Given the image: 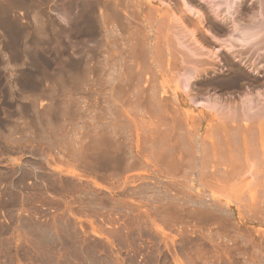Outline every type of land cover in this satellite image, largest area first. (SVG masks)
Listing matches in <instances>:
<instances>
[{
    "label": "rangeland",
    "instance_id": "obj_1",
    "mask_svg": "<svg viewBox=\"0 0 264 264\" xmlns=\"http://www.w3.org/2000/svg\"><path fill=\"white\" fill-rule=\"evenodd\" d=\"M133 1L126 4L136 14ZM166 1L180 16L181 3ZM37 2L9 1L14 13L0 12V264H264V151L256 125L226 143L188 129L171 90L166 32L154 16L145 25L124 8L132 26L121 32L106 9L112 1L99 0L109 13H98L99 35L82 40L58 31L64 24L54 10L65 0L45 2L50 9ZM199 3L190 6L201 10ZM189 15L183 21L193 30L197 18ZM6 19L28 27L20 25L26 31L14 38L19 50L7 43ZM181 28L173 31L185 34ZM27 46L28 55L20 54ZM208 82L193 89L197 101L215 94L237 102L238 91Z\"/></svg>",
    "mask_w": 264,
    "mask_h": 264
},
{
    "label": "bare ground",
    "instance_id": "obj_2",
    "mask_svg": "<svg viewBox=\"0 0 264 264\" xmlns=\"http://www.w3.org/2000/svg\"><path fill=\"white\" fill-rule=\"evenodd\" d=\"M3 1H4V3L3 4L1 3V5H0V12H1V14L3 13L5 16L6 15L9 16L10 11H12L11 9L15 10V7L11 8V9L9 8V6H10L9 1L11 2V6H16L17 2H14V1H18V0H13V1L12 0H3ZM29 1L31 3H29ZM32 1L31 0H19V2L22 4L23 3L24 4L25 3L32 4ZM37 1L38 0H36V3L38 4ZM39 1H41L40 3H43L45 5V2H47L49 0H39ZM50 1L52 3L54 0H50ZM95 1L96 0H93L94 3L93 2L90 3L87 0H65V2H63V3L61 2V4H59V6L61 5L60 8L59 7L56 8L57 11L52 8L48 12L50 14V11L52 13V11L54 10V13H56L55 16H58V19H60L61 22H63L64 26H61V24L59 25V26H61L58 29V31L60 30V33L65 34L67 32L68 35H70V36L73 35L76 38H77V36L78 37L80 36L81 38H82V36H84L86 38L87 37L86 35H89V34H94V36L91 35V38L92 37L94 38L95 34L99 33L98 32V30H99L98 29V27H99L98 23L99 22H100V24H102V23H101V20L98 18L99 17L98 13H100V11H102V10H103L102 11V13H103L106 9H108L110 11L109 17H111V18H115L114 16H116V29H119L121 32L122 31L126 32V30L128 31V29L130 28L129 27L127 29L128 23L129 22L131 23V21L137 20L135 18H138V17L141 18L142 22L143 23L145 22L144 24L146 25V23H148L147 21H150L151 18H153V16H154L157 19V21H159L158 23L161 24L162 28H164V30L166 32L165 34H161V35H164L163 37L165 38V45L169 51V54H168L169 60L166 62L168 64V68L166 66L165 67L167 68V71L171 72L172 77L175 76L174 79H172L171 76H169V78H171L172 82L174 83V87H171V88H173V89H171L173 92L172 91L171 92L174 94V101H176L175 106L177 105L178 107L181 108V110L182 109L184 110L183 112H181V115L183 113L182 116L184 118L181 116H180V118H183L182 120L187 125V127H189L188 129H190V130L192 129L193 131H197V132L199 130L200 131L204 130V131H206L205 134L207 133L209 136L211 135L214 137L217 136V134H218V136L220 135L221 137H223L221 139H224V142L225 141L227 142L229 140L230 136L232 135V133L233 134L236 133V135H237V133L238 134L239 133L245 134V133H242L243 130H244V132L250 131V133H251V128L254 129V125H256V127L258 129V135L260 138L262 151H264V0H200L199 4H201L200 7H201L202 11L199 10L200 8L197 10V8L194 9V7L190 6L191 0H175L176 2L179 1L178 3H181L180 8L181 7L183 8V9L181 8L182 9L181 10L179 8V6H177L180 10V14H179L180 16H178L176 14L178 10H176V12H175V9H174L175 6L172 7L171 5H173V4L171 2L168 3V1H166V0H159V4H157V5H154L152 0H136V1L134 0L133 2H135V5L137 2L136 14L134 13V11L130 12V10H128L130 8L127 7V4H126V3H128L127 0H111L112 2L106 3L107 5L109 4L108 7L106 6L105 3H103V5L105 4L104 6H106L105 10H104L105 7L103 5H101L102 2L99 3L98 2L99 0H97L96 2ZM130 1L132 3V0H130ZM12 2L15 3V5H12ZM36 3H34L33 5L35 6ZM22 4H19V5H21L20 7H22ZM132 4L134 5V3H132ZM40 5H42V4H38V6H40ZM128 5H129V3H128ZM144 5H146V8L143 7ZM18 6H16V7H18ZM38 6H37V8H38ZM49 6L52 7L50 5V3H49ZM27 7L28 6L26 5V8ZM45 7H46V5H45ZM50 7H48V8L50 9ZM124 8L131 13L130 14V15H132V16H130L132 18L131 21L128 17L129 14H126L127 11ZM131 8H133V6ZM178 8H176V9H178ZM9 9H10V11H9ZM44 9H43V11H44ZM144 9H146V10H144ZM38 10H39V8H38ZM108 10L105 11V14H106V12H108ZM40 11L42 12V8ZM36 12H34V13H36ZM182 12L184 13V19H186V17H187V16L185 17V15H189V14H190L189 16L196 15V16H194L195 19L197 18L196 23H194V24H196V27H193V30H190L187 28L188 25L186 26V24H185L186 22L184 23V21H187V20L182 19L183 18L181 16ZM8 13H9V15H8ZM16 13H17V11L15 12V14ZM39 13H37V15ZM60 13L63 16L62 15L59 16ZM42 14H43V12H42ZM44 14L46 15L45 12H44ZM103 15H104V13H103ZM135 15H137L138 17H136ZM40 16H41V14H40ZM50 16L51 15H49V17ZM41 18H42V16H41ZM97 18L100 21L97 20ZM190 18H192V17H190ZM0 19H1V17H0ZM53 19H54V17L52 18L51 24L54 21ZM107 19H109V18H107ZM207 19L210 20V22H208V23L212 24V27L214 29L213 33L215 31L216 35L222 36V37H224V39L216 38L217 36H215V34H212V32L205 29L206 22L208 21ZM60 20L58 21L59 23H61ZM112 20H114V19H112ZM97 21H99V22L97 23ZM3 22H5V21H3ZM48 22L49 21L45 22V25H46L45 29H47V26H48L47 24H49ZM19 23H21V22H19ZM59 23H57V24H59ZM51 24H49V25H51ZM178 24H179L180 28L181 27L183 28V32H185V34L181 33L182 31L180 29H179L180 31H178V32L173 31V29H176V25L178 26ZM20 25L16 24V22H15V24H13V22H10L9 20H7L5 22V27H2V28H5V30H3V32L7 31V33L5 32L4 34L5 35L7 34V38H9L6 40L9 41V42L7 41V43L10 44V47L11 46L13 47L18 43L19 40L15 41V39H17V37L19 35L22 36V34L26 31V30L24 31V29L28 28V27L24 28L22 26L23 25L22 24L21 26L24 29L23 28L21 29ZM41 27H42V25H41ZM41 27L37 26V29L41 28ZM43 27H44V25H43ZM49 28H52V27H49ZM57 28H58V25H57ZM146 28H148V27H146ZM146 28H144V29H146ZM34 29L37 32V29L36 28H34ZM194 29H196L198 31L199 39L196 38V34H195L196 30L194 31ZM41 30L43 31V28ZM50 30L55 31L54 28H52ZM158 30H160V29H158ZM203 30L205 31V33ZM22 31H24V32L22 33ZM40 31H38V33ZM42 31H41V33H42ZM48 31H49V29H48ZM160 32H161V30H160ZM167 32L169 35L167 34ZM26 33H25V36H28L29 34H31V33H29L28 35H26ZM33 33H35V32L33 31ZM144 33H146V30ZM149 33L150 32H148V34ZM44 34L46 35V33H44ZM50 34H52V33H50ZM56 34H59V32H57ZM175 34H178V35H175ZM206 34H208V36ZM48 35L49 34L47 33V36ZM96 35L98 36L99 34H96ZM150 35H151V33H150ZM66 36L67 35H65V37ZM184 36L185 37L187 36L188 38H186L184 40V42L186 41L185 43L182 41L183 42V44H182L181 40H183V39H180V38H183ZM5 37L6 36H4V38ZM84 37L82 38V40H85ZM88 37H90V36H88ZM46 38H44L45 42H47L45 40ZM48 38H51V36ZM18 39H19V37H18ZM26 39H28V38L26 37ZM188 41L189 42L191 41V42L189 43ZM27 42L24 41L25 45L27 44ZM21 43H22V41H21ZM8 44H7V46H4V44H3V46L6 47V49H7V47L9 48ZM48 44L49 43H47V45ZM19 45L22 46V44H19ZM33 46H34V44H33ZM33 46H32V48H33ZM40 46L41 45L39 44V47ZM207 46H209V48L210 47H212V48L209 49V48H207ZM37 47H34V48L36 49ZM16 48H17V45H16ZM18 48H21V47H18ZM28 48H29L28 46H27V48H24L23 53L19 51L20 54H24L25 49H28ZM32 48H30V49H32ZM45 48L48 49V46ZM41 49H43V48H41ZM9 50H10V48H9ZM16 50L14 49V51H16ZM157 50H159V49H157ZM11 51H13V49ZM38 51L39 50H37L36 52H38ZM51 52H53V51H51ZM12 53H14V52H12ZM38 53H40V52H38ZM14 54H16V56H17L19 53L17 52ZM26 54H27V52L24 55H26ZM51 54H53V53H51ZM53 55H55V54H53ZM39 59H41V58H39ZM14 60H16V59H14ZM49 61H51V60H49ZM160 61H162V60H160ZM164 64H162V66ZM45 66H46V64H45ZM48 67H49V65H48ZM247 69H249L250 72L247 71ZM163 70H161V71H163ZM180 71H181V74L178 75V77H176L175 72L179 73ZM208 71H211L213 75H208L209 74ZM30 78H32V77H30ZM207 81H211V83L216 85L220 90L224 89V90H226V92H227V90L238 91L239 96L236 95L237 97H239V98H237L238 99L237 102H235L234 100L232 101V99H231L232 97L231 98H229V97L224 98L225 96L223 97L221 95L222 97H220L219 95H215V94H213L211 96L201 97V101L198 98V101H197V97L195 96V94L192 96V93H193L192 91L196 85H198L199 83H200V85H203V83H205ZM211 83H209V84H211ZM248 83H250V85H252L254 88H258V90H256L253 93L248 91L247 90L248 88L245 86ZM123 87H125V86H123ZM259 88H262V89L259 90ZM226 92L224 94H226ZM143 93H144V91H143ZM232 94H233V92H232ZM226 96H228V94ZM229 96H230V93H229ZM176 107L175 108L171 107V108L177 109ZM197 108H200V110L199 109L197 110ZM179 109H177V111ZM176 112L174 110V118H175ZM178 113H176V115ZM204 123L206 124L205 125L206 127L203 126ZM151 127H153V126H151ZM176 128H177V126H176ZM252 131H254V130H252ZM250 133H249V136H250ZM236 135H234V136H236ZM239 138H238V140H239ZM243 138H244L243 141H245L246 137H243ZM175 139H177V138H175ZM201 139H202V137H201ZM215 139H216V137H215ZM246 140H248V139H246ZM221 142H222V140H221ZM224 142H223V144L226 143V142L225 143ZM219 143H218V145H219ZM199 144H200V142H199ZM206 144H208V143H206ZM245 144L248 145L247 143H245ZM211 145H213V146L216 145L215 141H212ZM209 151H210V149H209ZM215 151H217V150H215ZM248 151H249V149H248ZM205 153L206 152H204V154ZM208 154H209V152H208ZM214 154L216 155V152ZM247 154H250V152L246 153V156H247ZM253 154H254V152H253ZM253 154H251L250 156H253ZM226 156H228V155H226ZM218 157H220V156H218ZM247 157H249V156H247ZM221 158L222 157H220V159ZM233 158H235V157H233ZM213 159H215V158H213ZM223 159H225V158L223 157ZM237 159H239V158H237ZM215 160H218V159H215ZM205 162H207V161H205ZM235 162H238V160H236ZM207 163H209V162H207ZM220 163H218V164H220ZM239 163H241V162H239ZM239 163H237V165ZM214 164H216V163H214ZM226 164H225V166H226ZM203 166H205V164ZM231 166H233V165L231 164ZM238 166H240V165H238ZM216 167H217V165H216ZM207 168H208V166H207ZM234 168H235V166H234ZM228 171L233 172L231 170H228ZM202 173H201L200 177H202ZM208 174H207V176H208ZM222 175L223 176H221V178H223V179L224 178L229 179L230 177H233L231 175V173L227 174V175H224V174H222ZM202 179H203V177H202Z\"/></svg>",
    "mask_w": 264,
    "mask_h": 264
}]
</instances>
